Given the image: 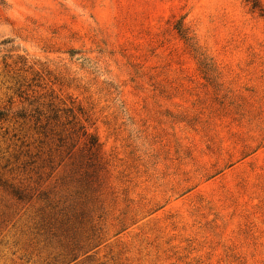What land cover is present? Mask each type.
<instances>
[{"label":"rangeland","instance_id":"1","mask_svg":"<svg viewBox=\"0 0 264 264\" xmlns=\"http://www.w3.org/2000/svg\"><path fill=\"white\" fill-rule=\"evenodd\" d=\"M0 109V264H264V0H0Z\"/></svg>","mask_w":264,"mask_h":264},{"label":"trees","instance_id":"2","mask_svg":"<svg viewBox=\"0 0 264 264\" xmlns=\"http://www.w3.org/2000/svg\"><path fill=\"white\" fill-rule=\"evenodd\" d=\"M176 29L180 37H182V39L185 40L186 43L191 46L192 38L189 36L188 32L183 29V26L179 24V26L177 25ZM195 53H198V52L196 51ZM34 114L37 115L36 117L37 122L41 120L42 115H45L44 113L42 114V112H40L39 109H35ZM27 117H35V116L33 114H30V115L27 114V112H24V110L11 113L10 111H5V110L0 109V121L1 122H7L11 120H18V119H27ZM46 118L47 120H49L50 118L57 119V114L55 113L52 117L47 116Z\"/></svg>","mask_w":264,"mask_h":264}]
</instances>
